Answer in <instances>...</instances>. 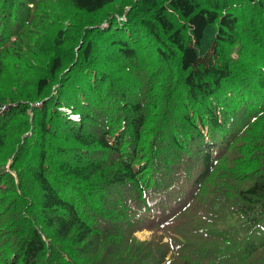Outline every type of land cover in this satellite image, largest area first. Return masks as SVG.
I'll return each mask as SVG.
<instances>
[{"label":"trees","instance_id":"16d2710c","mask_svg":"<svg viewBox=\"0 0 264 264\" xmlns=\"http://www.w3.org/2000/svg\"><path fill=\"white\" fill-rule=\"evenodd\" d=\"M54 1L0 0V264H264V0H139L78 53Z\"/></svg>","mask_w":264,"mask_h":264},{"label":"rangeland","instance_id":"374dc122","mask_svg":"<svg viewBox=\"0 0 264 264\" xmlns=\"http://www.w3.org/2000/svg\"><path fill=\"white\" fill-rule=\"evenodd\" d=\"M31 1V0H29ZM52 2V0H49ZM139 0H118L117 3H115L114 6L110 8H105L99 12H96L94 14H87L84 12H79L74 9V7L68 5V0H58V3L55 2V13L54 11L51 13L49 22L43 29L41 28L40 33L37 36L38 44L41 48H45L47 50H55V46L52 43V40L56 39V36L58 32L62 29L66 32V43L63 49L68 46L67 51H71L73 49H76L77 51V42L82 40L83 36L85 35L86 31L89 28H93L95 26H102L106 28H110L113 24V19L115 18L118 25H124L125 23L130 21L129 18V12L133 11V5L138 3ZM32 5H29L31 7V11L29 12V15L27 16L30 18L33 15V10L35 7V2H31ZM19 7V6H18ZM130 8V9H129ZM30 20V19H29ZM6 19L3 21H0V27H3ZM31 21V20H30ZM138 24V23H137ZM14 26V25H12ZM123 27V26H122ZM15 39V38H13ZM100 46V45H99ZM1 44H0V50H1ZM7 49V46L5 50ZM4 50V51H5ZM3 51V52H4ZM78 53V51H77ZM2 54H0V91H8L6 89V82H4V79L10 80L11 77L6 74L4 76V69L2 66ZM97 71L98 74L107 72V77L111 78L110 74L117 75V74H123L122 71L119 72V70H122L121 66L119 65L118 61H104L101 60L97 64ZM116 69V70H115ZM113 70H115L113 72ZM27 77H23L21 79H24ZM16 89V88H15ZM20 89V88H18ZM25 93H29L31 91V87H26L23 89ZM27 101L29 99L27 98ZM65 113H70V118L73 120H78V115H73L68 109H61ZM17 124H19V120L16 121L9 129V134L14 136V131L18 128ZM32 126V125H31ZM29 135H31L29 133ZM15 137V136H14ZM5 138V137H4ZM8 139V138H7ZM17 139L15 137V142L13 144L10 143H4V148L6 149L4 153H1L0 157H3V162L1 163L0 170H7L13 174V176H16L15 171L11 170V161L9 163H4L5 160L11 156V154H14V151L17 149ZM136 236L140 241H148L152 237V231H140L136 233Z\"/></svg>","mask_w":264,"mask_h":264}]
</instances>
